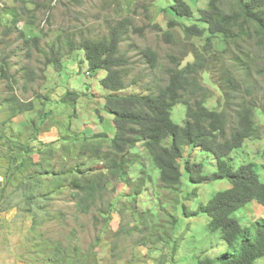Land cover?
Returning <instances> with one entry per match:
<instances>
[{"label":"trees","instance_id":"1","mask_svg":"<svg viewBox=\"0 0 264 264\" xmlns=\"http://www.w3.org/2000/svg\"><path fill=\"white\" fill-rule=\"evenodd\" d=\"M191 1L193 6L186 0H161V9L170 17V28L162 34L165 41H176L170 30L176 26H180L185 39L194 40L190 49L192 61L182 64L184 58L169 54L172 65L167 68L164 85L153 82L152 86L147 85L142 92L136 93L133 92L137 85L135 80L126 83L127 60L120 52V44L131 25L128 17L110 24L105 37H82L77 43L73 39L60 38L59 43L50 46L48 53H43L47 57L46 65L60 64L62 56L78 49L84 54L89 74L105 71L106 75L99 82L111 92L105 98L104 110L113 116L114 136L108 142L110 149L103 153L100 142L78 141L70 131V124L68 129H63L73 135L76 143H81L78 153L71 154L73 145L56 147L62 141L60 136L52 142L39 139L43 116H37L34 122L26 125L31 147L27 140H14L0 134V147L5 146L7 150L6 155L1 153L7 164L5 162L0 168V212L15 208L17 213H28L34 230L41 221L59 216L48 209L49 199L53 193L61 194L68 189L76 211L83 214L96 211V223L102 230L107 228L109 214L116 210L107 198V194L115 191L114 186L108 187L110 184L121 182L133 191L135 200L155 183L178 193L183 173L196 186L207 181L227 180L229 188L217 191L196 210H190L186 204L182 206L184 217L207 216L209 228L219 230L227 246L220 255L200 258L198 263L255 264L264 256V217L254 219L249 226L241 225L233 217L235 211L252 201L264 208V181L256 172L255 163L237 164L233 156L245 140H257L262 136L260 125L264 122V108L256 98L257 84L252 82L250 69L253 67L256 73L264 74V67L255 69L261 56L255 49L264 55V0H207L205 8L196 10L193 7H197L200 0ZM22 2H25L23 9L29 12L31 9L27 5L32 2ZM17 22L18 18H13V24ZM5 28L8 33L13 31L8 25ZM38 40L30 35L25 39L26 43L30 41L35 45ZM143 56L151 68L157 66L154 50L144 49ZM214 73L217 79L212 85L220 93L215 101L212 89L203 85L207 75ZM8 77L7 69L0 66V79ZM131 88L132 91L126 92ZM66 98H73L74 105L77 94L68 93L59 102L67 101ZM5 101L12 118L33 110L31 101L20 100L15 95L7 96ZM177 104L185 107L182 125L171 118V110ZM45 114L50 115V111ZM94 136L107 139L104 133ZM33 143L38 146L32 148ZM57 149L60 150L59 158L56 157ZM197 149L213 157L215 170L211 174H204L203 164L191 159ZM35 154L40 158L49 157L36 161ZM20 156L23 158L19 159ZM79 157H92L103 166L93 169L90 166L93 162L81 163ZM261 168L264 174V163ZM135 175L137 179L133 178ZM46 176L51 178L47 185ZM196 194L197 188L187 198ZM175 211L168 215L164 226L155 222L151 210L139 212L138 218L145 228L138 230L143 236L133 244L150 243L160 247L172 244L170 253L165 250L175 253L179 240V236L174 235L178 223ZM116 212L121 223L114 232V247L116 240L131 236L136 229L129 228L131 222L126 219L124 210ZM60 215L61 219L65 217ZM148 219L152 226L145 235L150 227ZM156 230L161 231L155 233ZM38 253L46 257L50 262L47 264H97L94 256L83 252L76 229L64 239L54 240L48 250ZM161 253L160 256L165 257V253ZM161 259L167 264L166 258Z\"/></svg>","mask_w":264,"mask_h":264},{"label":"rangeland","instance_id":"2","mask_svg":"<svg viewBox=\"0 0 264 264\" xmlns=\"http://www.w3.org/2000/svg\"><path fill=\"white\" fill-rule=\"evenodd\" d=\"M25 1L32 2L27 5L31 9L27 13L23 9L25 4L22 3L25 2L22 0H0V66L6 68L9 75L8 78L0 79V134L14 140L25 142L27 140L30 147L26 125L34 122L37 116H43L44 119L39 125L41 127L38 133L39 139L43 142H52L60 136L62 141L57 143L56 147L61 144L73 145L71 154L78 153L81 143H76V139L67 130L70 124V131L75 134L78 141L91 144L100 142V150L103 153L110 149L108 142L114 136L113 116L104 110L105 98L111 92L99 82L106 75L105 71H91L89 74L84 54L78 49L62 56L60 64L44 63L47 57L45 58L43 53H48L50 46L59 43L60 38L73 39L76 43L82 37L102 38L108 35L110 24L128 17L131 25L121 41L120 52L127 60L126 83L135 80L137 85L133 92L136 93L142 92L147 85L152 86L153 82H160L163 85L166 83L167 68L172 65L169 54L184 58L182 64L193 60L190 49L194 40L185 39L180 26L170 29L176 36V41L166 42L163 38L162 34L170 28L168 24L170 17L161 9V0ZM186 1L193 6V1ZM198 2L197 7H193L194 10L206 7L207 0ZM16 17L18 22L13 24V18ZM6 25L13 27V31L8 33ZM21 32L24 34L22 35ZM29 35L39 38L38 45L30 41L26 43L25 39ZM146 48L157 53L158 62L155 68H151L143 56V50ZM255 53L261 55L259 67L255 66L258 70L264 67V55L257 49ZM252 69L253 67L250 69L252 82L257 84L256 98L264 108V74L256 73ZM214 79H217V74H209L203 84L212 89L213 101L220 98L219 91L212 85ZM74 92L77 94L74 105L71 103L73 98L59 102L64 95ZM9 95H15L23 101H31L33 110L12 118L5 101ZM49 111L50 115L45 114ZM171 118L175 123L183 124L185 119L183 104H177L172 108ZM260 126L261 139L245 140L243 146L233 152V156L237 164L255 163L256 172L264 181L261 168V164L264 163V122ZM99 133L106 134L107 139H98L94 136ZM37 146V143L32 144V148ZM138 146L141 147L140 144ZM1 153L6 155L5 146L0 147L2 169V165L5 162L7 164V160ZM59 153L60 150L57 149V158ZM43 157L40 158L35 154L33 159L40 161ZM191 159L203 164L204 174H211L215 170V161L210 154L197 149L191 154ZM70 161L72 163V159ZM78 161L93 162L90 165L93 169L103 166L92 157H79ZM133 178L137 179L136 175ZM46 179L45 185L51 181L49 176H46ZM0 180H2L1 176ZM113 186L115 191L107 194V198L111 200L116 210H124L126 219L129 218L131 222L129 228H136L131 236L116 240L117 246H113L114 232L121 223V218L116 210L109 214L107 228L101 230L95 219L97 212L83 214L76 211L69 196L70 192L65 189L61 194L53 193L52 198L49 199L51 202L48 209L59 213V216L41 221L34 230L31 229L32 219L28 213L21 211L17 213L15 208L0 212V264L50 263L38 252L48 250L54 240L64 239L75 229L83 252H87L91 257L94 256L97 264H166L161 258H166L167 264H199L200 258H214L227 249L220 231L209 228L207 216L199 214L184 217L182 209L183 204H186L190 210H196L200 203L207 202L217 191L229 188L230 183L227 180L207 181L196 186L183 173L178 193L161 188L162 186L155 183L154 186L147 187V190L135 200L133 191L124 187L121 182H115L108 187ZM195 188L197 194L188 199V194ZM147 210H151L155 215V222L160 226L167 225L168 215L176 210L178 223L174 235L179 236V240L175 253L169 254L172 244H165V247L152 246L150 243L138 246L133 244L143 236L138 230L145 228L142 219L138 218L139 212ZM60 214L65 217L61 219ZM263 216L264 208L256 201L239 208L233 214L243 226H249L254 219ZM98 219L102 220L101 217ZM147 221L150 227L145 235L150 232L152 226V221L149 219ZM160 231L156 230L155 233ZM162 250L165 257L160 256ZM255 264H264V256H261Z\"/></svg>","mask_w":264,"mask_h":264},{"label":"clouds","instance_id":"3","mask_svg":"<svg viewBox=\"0 0 264 264\" xmlns=\"http://www.w3.org/2000/svg\"><path fill=\"white\" fill-rule=\"evenodd\" d=\"M264 217V216H263Z\"/></svg>","mask_w":264,"mask_h":264}]
</instances>
